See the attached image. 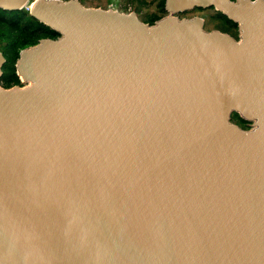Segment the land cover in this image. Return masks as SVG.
Listing matches in <instances>:
<instances>
[{
    "label": "water",
    "instance_id": "95a60500",
    "mask_svg": "<svg viewBox=\"0 0 264 264\" xmlns=\"http://www.w3.org/2000/svg\"><path fill=\"white\" fill-rule=\"evenodd\" d=\"M26 7L59 37L0 86V264H264V0ZM212 7L239 40L179 17Z\"/></svg>",
    "mask_w": 264,
    "mask_h": 264
},
{
    "label": "trees",
    "instance_id": "16d2710c",
    "mask_svg": "<svg viewBox=\"0 0 264 264\" xmlns=\"http://www.w3.org/2000/svg\"><path fill=\"white\" fill-rule=\"evenodd\" d=\"M78 1L84 7L107 10L111 0ZM119 2L122 13L133 12L142 23L150 26L167 15L165 0H119ZM196 13L203 16L207 31L216 30L239 40V25L223 13L216 11L214 7L207 9L195 8L179 16L186 18ZM58 37V33L34 19L29 14L28 7L12 12L0 9V53L5 60L1 68L0 86L5 89L14 86L22 87L15 68L20 51L36 45L41 39L55 40ZM231 122L244 130H249L251 126V123L244 120L238 113L232 114Z\"/></svg>",
    "mask_w": 264,
    "mask_h": 264
},
{
    "label": "rangeland",
    "instance_id": "374dc122",
    "mask_svg": "<svg viewBox=\"0 0 264 264\" xmlns=\"http://www.w3.org/2000/svg\"><path fill=\"white\" fill-rule=\"evenodd\" d=\"M90 8H93V7H90ZM107 10H113V11H116L118 13H122L121 12V4H120L119 0H111L109 2V4H108V9ZM129 13H133V12H129ZM129 13H127V14H129ZM194 17H198V18H202L203 19V16L199 15L198 13L190 15V16H187L186 18L187 19H191V18H194ZM180 18H182V17H180Z\"/></svg>",
    "mask_w": 264,
    "mask_h": 264
},
{
    "label": "built area",
    "instance_id": "2783aa9c",
    "mask_svg": "<svg viewBox=\"0 0 264 264\" xmlns=\"http://www.w3.org/2000/svg\"><path fill=\"white\" fill-rule=\"evenodd\" d=\"M19 80H20V82H21L22 84H24L23 81H22L20 78H19Z\"/></svg>",
    "mask_w": 264,
    "mask_h": 264
},
{
    "label": "flooded vegetation",
    "instance_id": "af4514ba",
    "mask_svg": "<svg viewBox=\"0 0 264 264\" xmlns=\"http://www.w3.org/2000/svg\"><path fill=\"white\" fill-rule=\"evenodd\" d=\"M180 17V16H179ZM25 86V84H22V87H24ZM249 126H250V124H249Z\"/></svg>",
    "mask_w": 264,
    "mask_h": 264
}]
</instances>
